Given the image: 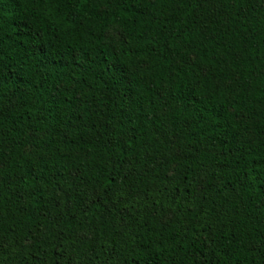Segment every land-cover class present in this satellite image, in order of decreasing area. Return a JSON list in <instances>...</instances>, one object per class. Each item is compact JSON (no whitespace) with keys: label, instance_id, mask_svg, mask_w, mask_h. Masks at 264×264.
<instances>
[{"label":"trees","instance_id":"16d2710c","mask_svg":"<svg viewBox=\"0 0 264 264\" xmlns=\"http://www.w3.org/2000/svg\"><path fill=\"white\" fill-rule=\"evenodd\" d=\"M0 264H264V0H0Z\"/></svg>","mask_w":264,"mask_h":264}]
</instances>
